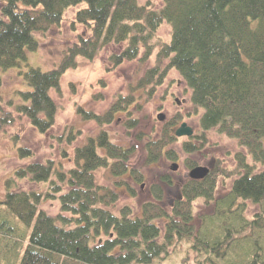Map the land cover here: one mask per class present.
Listing matches in <instances>:
<instances>
[{
	"label": "trees",
	"instance_id": "obj_1",
	"mask_svg": "<svg viewBox=\"0 0 264 264\" xmlns=\"http://www.w3.org/2000/svg\"><path fill=\"white\" fill-rule=\"evenodd\" d=\"M161 2L155 8L138 0H0V70L17 69L25 86L13 98L0 95V134L15 129L16 144L25 125L49 133L60 109L52 92L61 91L64 75L80 58L93 61L113 46L119 48L109 57L113 67L148 62L156 52L155 63L106 113L78 106L80 117L104 128L122 115L125 128L135 130L134 114L174 69L190 91L200 132L174 149L180 121L175 117L145 139V162L176 161L182 154L191 170L213 130L246 153L235 155L233 170L219 165L200 181L160 177L149 189L151 200L137 211H114L118 189L137 198L145 183V174L130 164L133 146L113 142L103 129L74 146L79 134L72 130L67 141L74 148L62 155L69 169L53 160L32 161L33 150L18 146V158L29 162L14 171L0 196V264H167L178 249L184 251L178 264H264V0ZM73 8L80 9L72 28L87 33L78 34L54 69L29 66L28 53L40 47L35 33L59 26ZM164 25L171 28L169 42L157 36ZM100 170L111 174L114 187L98 183ZM25 180L44 187L18 188ZM170 191L174 199L167 205ZM45 201L60 203L56 217L42 208ZM199 201L202 210L196 213ZM252 207L258 211L248 219Z\"/></svg>",
	"mask_w": 264,
	"mask_h": 264
},
{
	"label": "rangeland",
	"instance_id": "obj_2",
	"mask_svg": "<svg viewBox=\"0 0 264 264\" xmlns=\"http://www.w3.org/2000/svg\"><path fill=\"white\" fill-rule=\"evenodd\" d=\"M144 4L150 2L155 8L162 6L161 0H138ZM80 8H73L65 13L64 19L59 26L52 28L47 33H35L40 44L36 52L28 53L29 66L39 68L46 72L54 69L60 64L69 46L77 41L78 34H84L82 26H77L76 30L72 28V21L75 19L76 11ZM87 33V32H85ZM157 36L164 42L171 39V28L164 25L159 29ZM119 48L109 46L105 48L96 59L88 61L80 58L75 69L68 71L61 81V91L52 92V97L59 106V113L56 124L53 129L42 135L29 125H23L24 131L20 139L16 142L12 140L15 135V129H9L6 133L0 134V196L5 192V182L13 175L14 171L26 165L29 161H21L18 158V146L28 147L33 150L35 156L32 161L46 162L55 161L57 164H64L66 169L70 168V162L63 158V151L70 156L73 146L67 141L70 131L76 133L77 139L75 145H83L89 137H95L103 129L107 131L113 142L123 146L134 147L136 153L131 160V166L139 168L145 174V183L141 189L137 188L138 197L131 198L124 190L118 189L120 200L115 206L114 211L120 207L130 206L136 211L142 201L151 200L149 189L152 185L159 183L160 177L171 178L176 183H184L189 178V170L185 168L186 155L180 156L176 161L165 160L156 164H147L145 162V139L156 136L161 133L164 125L178 117V127L186 123L193 128L195 134L200 132L199 114H195L192 105L189 102L190 91L177 71L172 69L164 84L158 88L155 96L144 105L140 112H136L134 117L139 120V126L128 131L124 124L126 116L118 115L116 120L104 128L93 121H85L77 114V107H82L88 111L103 115L111 108L113 103L120 95H127L129 87L134 85L138 78L147 68L155 63V54L148 62L134 61L125 63L120 67H113L109 61L112 53L118 52ZM3 79V85L0 89V95L6 100L14 97V92L18 89H24L22 76L17 69L9 71L0 70ZM179 102V105L177 104ZM164 115V120L159 121L158 116ZM122 116V117H121ZM176 128V129H177ZM78 132V133H77ZM140 135L144 140L138 139ZM190 138H179L174 149H181L184 141ZM208 146L202 152V155L195 158L200 166L210 167L212 170L219 166L221 170H233L236 166L235 155L239 152H245L239 147L236 140L219 134L217 131H211L207 134ZM246 153V152H245ZM252 161V160H251ZM249 161V162H251ZM173 165L178 169L173 170ZM98 183L103 186L114 187L115 180L106 170L97 172ZM18 188L24 190L39 191L44 186L32 184L25 181L18 182ZM223 194L224 190L220 189ZM165 204L169 205L173 201L174 192L170 191ZM196 203V213L202 210V201ZM42 208L51 216L56 217L60 213V203L58 201H45ZM258 211L256 208H250L247 212V218L250 219ZM172 258L173 261L167 264H178L183 257V249ZM192 263V261L190 262Z\"/></svg>",
	"mask_w": 264,
	"mask_h": 264
},
{
	"label": "water",
	"instance_id": "obj_3",
	"mask_svg": "<svg viewBox=\"0 0 264 264\" xmlns=\"http://www.w3.org/2000/svg\"><path fill=\"white\" fill-rule=\"evenodd\" d=\"M177 103L179 104L178 101H177ZM158 120L163 121L164 115H162V114L159 115ZM175 135L177 138H182V137L191 138L194 136V130L191 127H189L186 123H183L175 131ZM177 169H178V166L174 165L173 170L176 171ZM209 174H210V167L198 166L189 172V178L193 181H200V180L205 179Z\"/></svg>",
	"mask_w": 264,
	"mask_h": 264
}]
</instances>
